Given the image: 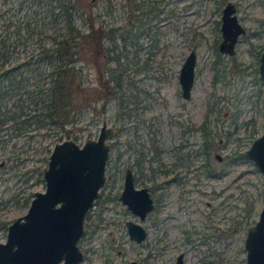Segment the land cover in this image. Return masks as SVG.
Masks as SVG:
<instances>
[{"label": "rangeland", "instance_id": "obj_1", "mask_svg": "<svg viewBox=\"0 0 264 264\" xmlns=\"http://www.w3.org/2000/svg\"><path fill=\"white\" fill-rule=\"evenodd\" d=\"M80 1L100 38L96 51L88 45L80 61V97L87 103L71 111L68 133L57 125L21 132L10 121L3 125L0 241L4 226L26 212L33 192L44 190L43 168L54 143H82L88 131L96 137L105 121L115 134L108 140L105 184L79 242L82 264H175L179 253L183 264H242L246 229L264 200L263 175L244 154L264 124L257 70L264 0H230L246 28L231 55L214 44L227 0ZM18 2L0 0V8L20 16ZM191 49L194 80L184 98L178 75ZM126 167L155 200L143 219L118 198ZM126 219L147 230L142 242L130 239Z\"/></svg>", "mask_w": 264, "mask_h": 264}, {"label": "water", "instance_id": "obj_2", "mask_svg": "<svg viewBox=\"0 0 264 264\" xmlns=\"http://www.w3.org/2000/svg\"><path fill=\"white\" fill-rule=\"evenodd\" d=\"M235 6L227 2L223 8L220 50L233 52L234 42L243 27L236 21ZM195 52L190 50L182 62L178 80L181 94L190 96L193 84ZM259 72L264 93V48L259 57ZM115 134L111 125L102 122L96 137L88 131L78 143L66 138L56 141L43 168L44 190H35L25 213L7 226L6 239L0 242V264H79L82 253L77 245L84 231L85 215L92 207L105 182L108 140ZM244 154L253 160L264 179V126ZM218 159L220 155L216 154ZM119 199L134 213L144 217L152 207L146 187L135 188L132 172L126 168ZM129 237L145 238V228L126 221ZM245 260L242 264H264V200L258 218L246 229ZM61 259L63 262L58 263ZM182 263V253L176 264ZM129 264H135L131 261Z\"/></svg>", "mask_w": 264, "mask_h": 264}, {"label": "trees", "instance_id": "obj_3", "mask_svg": "<svg viewBox=\"0 0 264 264\" xmlns=\"http://www.w3.org/2000/svg\"><path fill=\"white\" fill-rule=\"evenodd\" d=\"M80 7V0H19L15 17L0 8V130L10 121L17 132L57 125L68 133L71 111L87 103L80 61L100 40Z\"/></svg>", "mask_w": 264, "mask_h": 264}, {"label": "flooded vegetation", "instance_id": "obj_4", "mask_svg": "<svg viewBox=\"0 0 264 264\" xmlns=\"http://www.w3.org/2000/svg\"><path fill=\"white\" fill-rule=\"evenodd\" d=\"M231 2L230 0H227L225 3H224V5L222 6V8H221V16H220V27H219V29H220V38L218 39H215L214 40V44L216 45V48H217V50L219 51V53H224V54H228V55H231V54H233L234 53V50H235V45H236V43H237V41L239 40V37L242 35V34H244L245 33V31H246V28H245V26L242 24V22L239 20V18H238V16H237V14H236V6H235V4H234V6H235V10H234V14H235V16H236V21L243 27V32H240V33H238L237 34V36H236V40H235V42H234V46H233V52L232 53H230V52H226V51H222V50H220V43L223 41V39H224V37H223V35H222V15H223V8L225 7V5H226V3L227 2ZM263 48H264V45H263V47H262V49H261V51H259L260 53H259V56H258V60H257V70H258V78H259V80H260V82H261V84H262V80H261V78H260V72H259V68H258V65H259V57H260V55H261V52H262V50H263ZM191 50H193V49H191ZM190 51V50H189ZM195 52V51H194ZM188 54V53H187ZM186 54V55H187ZM186 57V56H185ZM185 59V58H184ZM184 61V60H183ZM195 61H196V53H195ZM194 66H195V64H194ZM193 80H194V76H193ZM192 86H193V84H192ZM191 89H192V87H191ZM261 91H262V94H263V97H264V93H263V84H262V87H261ZM190 95H191V91H190ZM190 97V96H189ZM189 97H187V98H189ZM185 98V97H184ZM204 121V120H203ZM203 122H201V124H202ZM201 124H200V128H201ZM204 126L206 127V119H205V123H204ZM263 126H264V124H263ZM217 156V155H216ZM218 158V157H217ZM220 159H221V156H220ZM219 159V160H220ZM3 163H4V161H2L1 163H0V166L1 165H3ZM105 168H106V164H105ZM126 168H130V167H126ZM126 168L124 169V171H123V177H122V184H121V190H120V193H121V191H122V189H123V182H124V174H125V170H126ZM131 169V168H130ZM106 172V171H105ZM131 172H132V179H133V183H134V187L135 188H141V187H146L147 188V190H148V193H149V196L151 197V200H152V207H151V209L149 210V211H147V213L145 214V216L144 217H140V215H138L137 213H134V212H132L127 206V208L133 213V214H135L136 216H138V218L139 219H143V218H145L150 212H152L153 211V209L155 208V200H154V197L152 196V194H151V192H150V189H149V187L148 186H145V185H141V186H136L135 185V180H134V173H133V170L131 169ZM105 180H106V173H105ZM104 184H105V182H104ZM104 186V185H103ZM103 188V187H102ZM101 188V189H102ZM100 189V190H101ZM100 190H99V193H98V196H99V194H100ZM120 193H119V196H120ZM97 196V197H98ZM119 196H118V198H119ZM97 197L95 198V200L97 199ZM31 200V199H30ZM95 200H94V203H96L95 202ZM122 202V201H121ZM30 203V202H29ZM94 203H93V205H92V207L94 206ZM123 203V202H122ZM125 204V203H124ZM126 205V204H125ZM29 206V205H28ZM91 209V208H90ZM90 209L87 211V213L90 211ZM87 213H86V215H87ZM86 215H85V222H86ZM128 220H131V219H126L125 221H124V223H125V226H126V221H128ZM131 221H133V220H131ZM12 222V221H11ZM85 222H84V230H85ZM133 222H136V221H133ZM10 223V222H9ZM8 223V224H9ZM138 223V222H137ZM8 224L7 225H5L4 227L6 228V232H7V226H8ZM127 229V228H126ZM146 230V229H145ZM83 233H84V231H83ZM83 233H82V235H83ZM81 235V236H82ZM129 235V234H128ZM146 235H147V230H146ZM146 237V236H145ZM5 239H6V236H5ZM80 239H81V237L80 238H78V240H77V245H78V248L80 249V251H81V253H82V258H81V260L78 262L79 264H82V261H83V259H84V256H85V254H84V252H83V250L80 248V244H79V242H80ZM131 240H133V241H135V242H137V243H139V242H142L145 238H143V239H141V240H139V241H137V240H135V239H132V238H130ZM5 241V240H4ZM0 242H2V241H0ZM180 254V253H179ZM178 255V254H177ZM149 258H152V254L151 253H149L147 256H146V258L145 259H149ZM176 258H177V256H176ZM131 261H135V264H142V262L140 261V260H135V259H130L126 264H129ZM61 262H63V259H61L58 263H61ZM148 264H149V262H148ZM175 264H176V261H175ZM181 264H183V260H182V263Z\"/></svg>", "mask_w": 264, "mask_h": 264}]
</instances>
